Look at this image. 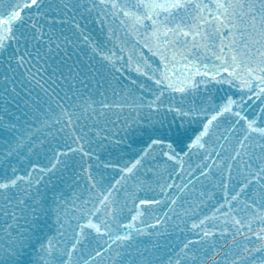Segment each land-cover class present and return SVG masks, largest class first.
I'll use <instances>...</instances> for the list:
<instances>
[{"label":"snow or ice","instance_id":"6c2138e0","mask_svg":"<svg viewBox=\"0 0 264 264\" xmlns=\"http://www.w3.org/2000/svg\"><path fill=\"white\" fill-rule=\"evenodd\" d=\"M0 264H264V0H0Z\"/></svg>","mask_w":264,"mask_h":264}]
</instances>
